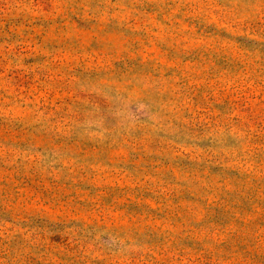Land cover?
<instances>
[{
    "label": "rangeland",
    "instance_id": "obj_1",
    "mask_svg": "<svg viewBox=\"0 0 264 264\" xmlns=\"http://www.w3.org/2000/svg\"><path fill=\"white\" fill-rule=\"evenodd\" d=\"M0 264H264V0H0Z\"/></svg>",
    "mask_w": 264,
    "mask_h": 264
}]
</instances>
